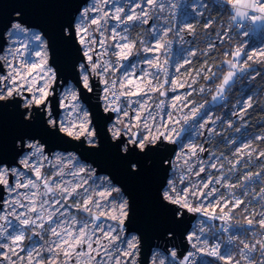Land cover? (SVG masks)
Masks as SVG:
<instances>
[{
	"label": "snow or ice",
	"instance_id": "6c2138e0",
	"mask_svg": "<svg viewBox=\"0 0 264 264\" xmlns=\"http://www.w3.org/2000/svg\"><path fill=\"white\" fill-rule=\"evenodd\" d=\"M59 2L75 7L55 37L22 11L0 20V112L21 129L10 151L0 138V264H264V123L248 131L264 48L237 39L264 24V0H191L179 25L180 0ZM62 88L88 107L61 119ZM101 117L130 179L161 156L143 227L127 186L80 151L105 146Z\"/></svg>",
	"mask_w": 264,
	"mask_h": 264
},
{
	"label": "water",
	"instance_id": "95a60500",
	"mask_svg": "<svg viewBox=\"0 0 264 264\" xmlns=\"http://www.w3.org/2000/svg\"><path fill=\"white\" fill-rule=\"evenodd\" d=\"M75 6L68 2H59V0H0V20L7 26L11 18H17L16 11H22L25 17L36 25L47 29L55 37L60 24L67 20ZM54 63H59L62 75H71L73 71V56L70 49L55 41L53 49ZM87 108L89 101L80 100ZM60 112V108H58ZM18 112L3 109L0 112V138H2L5 151H10L14 139L20 134L21 129L18 124ZM100 130H102V122H99ZM53 147L61 150H80L77 145L72 143H63L61 141L52 140ZM101 144L105 145L102 150L90 152L88 150H80L86 158L100 164L102 167L111 171L115 178L124 183L131 196L133 202V212L137 220V226H144L143 216L138 210H142L144 206L150 202L154 195L155 186L159 177L156 164L161 159L160 155H154L153 167L141 177L130 179L124 172L123 165L116 159L111 148L106 145V136H102ZM190 216L192 214H189Z\"/></svg>",
	"mask_w": 264,
	"mask_h": 264
},
{
	"label": "built area",
	"instance_id": "2783aa9c",
	"mask_svg": "<svg viewBox=\"0 0 264 264\" xmlns=\"http://www.w3.org/2000/svg\"><path fill=\"white\" fill-rule=\"evenodd\" d=\"M187 1L188 0H180V7L176 10V21L175 22L178 25H179L180 19H181L182 14H183L184 6L187 3ZM258 34H259V31L257 29V26H253V29L249 32L248 36H246V37L242 36L243 37L242 41L244 43H246L250 47V49H253V50L256 49V48H264L263 44L260 41L256 40L258 38V36H259ZM184 47H186V45ZM183 55H184L183 47L180 44H178V43H174L173 47H172V52L170 54L171 63L175 64L176 61L181 59ZM246 84H247V82H245V85ZM238 87H245V86L241 85V86H238ZM245 91H246V89H245ZM236 98H239V97L233 98V103L235 102ZM208 100L210 101L211 97H208ZM206 107L212 109V108H215L216 105L208 104V105H206ZM261 123H262L261 120H252L251 117H250L249 118V124L252 125V127H249L248 131L249 132H254L256 129H258L260 127ZM181 135H185V134L182 133ZM261 147H264V145H261ZM194 223H195V220H193V224ZM216 223H218V222H216ZM197 264H199V261H197Z\"/></svg>",
	"mask_w": 264,
	"mask_h": 264
},
{
	"label": "rangeland",
	"instance_id": "374dc122",
	"mask_svg": "<svg viewBox=\"0 0 264 264\" xmlns=\"http://www.w3.org/2000/svg\"><path fill=\"white\" fill-rule=\"evenodd\" d=\"M190 2H191V0H188L185 5L189 4ZM187 12H188V9H186V7L184 6L183 14H182V17L180 19L179 24H182V23L188 21L191 18L187 14ZM261 25L262 24H257L255 26L260 27ZM129 70H131V69H129ZM58 99H59V102H60L61 105L67 104V108L59 107L60 108V112L59 113H60V118L61 119H64L65 116H67L69 118H72V117H74V116L77 115V113L73 110V105L74 104H79L80 107H81V109L86 108L84 106V104L80 100L79 101H75V102L72 101L70 95H68V90L67 89H64V88H62L60 90V94H59ZM166 264H167V259H166Z\"/></svg>",
	"mask_w": 264,
	"mask_h": 264
},
{
	"label": "trees",
	"instance_id": "16d2710c",
	"mask_svg": "<svg viewBox=\"0 0 264 264\" xmlns=\"http://www.w3.org/2000/svg\"><path fill=\"white\" fill-rule=\"evenodd\" d=\"M257 29L259 31V36L256 40L260 41L264 46V25L262 24L260 27H257ZM237 39L242 41L243 37L239 36ZM249 112L251 113L250 117L252 120H261L262 123H264V119H262L264 118V112L260 111L259 108H256L255 110L251 109Z\"/></svg>",
	"mask_w": 264,
	"mask_h": 264
},
{
	"label": "clouds",
	"instance_id": "9594fccd",
	"mask_svg": "<svg viewBox=\"0 0 264 264\" xmlns=\"http://www.w3.org/2000/svg\"><path fill=\"white\" fill-rule=\"evenodd\" d=\"M75 74H76V72H75V70L73 69L71 75H65L66 78L68 79L69 84H73V83L75 82V80H74V78H75ZM85 101H86V100H85ZM85 101H84V102H85ZM100 122H102V130H100V137H98V143H101V138H102V136H106V133H105V130H104L103 117H101ZM101 150H102V149H101ZM81 151H82V149H81Z\"/></svg>",
	"mask_w": 264,
	"mask_h": 264
}]
</instances>
